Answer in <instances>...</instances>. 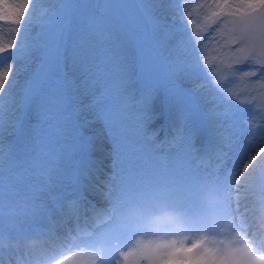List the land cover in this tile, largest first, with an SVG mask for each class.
Returning <instances> with one entry per match:
<instances>
[{"label":"rangeland","instance_id":"1","mask_svg":"<svg viewBox=\"0 0 264 264\" xmlns=\"http://www.w3.org/2000/svg\"><path fill=\"white\" fill-rule=\"evenodd\" d=\"M19 2H22V0H0V4H16ZM75 2L76 0H74ZM107 2L112 4L124 3L127 6L109 9L102 14L95 8L75 6L61 10V5L57 0H41L38 5L33 0L32 6L35 8L33 13L34 22L29 27L28 38L32 40L48 30L49 26L35 21L36 17H41L42 10H48L43 13L42 18L45 19L54 12L57 13L58 24L52 26L49 35L50 38L54 39L57 31L63 33L62 38L59 40L62 52L61 69L63 78L68 82V91L66 102L52 110L49 109L47 101L39 93L24 96L22 86L31 81L39 71L43 57L41 51L36 49L27 58L20 56L16 59L15 68L19 69V74L16 87L12 90V96L14 98V91L17 90L19 102L16 107L17 118L14 123L19 125L20 128H18L19 131L10 145L4 140L0 144V151L7 147H10V151H18L17 156L11 159L8 165L15 168V171L12 173L8 171L6 174L11 183L10 185L16 183L18 185L14 187L23 189L24 187L38 188L46 201L47 197L56 195L55 191H60V183L57 187L53 186V193L50 190L44 192L40 183L33 184L29 182L26 184L23 181L25 177L19 175L24 173L28 176L30 164L36 162L50 163L54 157L60 156L61 159V157L73 154V151H75L73 156L78 157L80 155V158L84 152L87 153L86 161L82 163L83 167L90 166L89 163L98 166L99 164L92 152L95 151L94 145L105 148L106 155L114 158L119 163L122 158L124 160V151H128L125 149L126 144L123 145V150H121L122 139L133 137L137 142L142 138L146 129L154 128L153 123L156 125L158 122H174L178 119L177 104L169 91V85L165 81L163 73L150 72L144 69L141 52L135 38L144 27L154 29V34L157 37L162 36L164 29L160 25H167L171 29V35L167 39L166 48L164 49L165 55L168 54V50L174 48L181 41L187 43L190 40H200V44L197 46L199 55L196 59L200 67L195 74V78L190 82H186L183 78L180 79V83L185 89L196 90L197 86H200L196 91V106L182 122L183 135L181 138L170 142L168 147L172 153L175 152V155L182 157L184 152H186V155L189 153L190 143L192 142L196 143L197 146L204 143L211 146L210 143L215 141L228 143L230 151L224 163L221 162V171L228 173L227 166L233 161L231 156L236 157L234 152L237 151L236 147L242 143L251 142V137L256 140L264 132V82H257L260 80L250 78L247 86L239 87L227 81L225 74L227 64L221 58L215 42L219 40V35L213 37L216 29L220 28L221 25L213 24L211 28L207 27V9L202 7L207 0H180L179 4L174 3L173 0H160L159 4L153 5L146 11L135 6L136 0H107ZM177 8L180 10V19H175ZM93 17L104 18L109 22L114 29L119 47H116L115 44L103 43L87 31L88 19ZM181 26L184 30L177 31L176 29ZM11 28V25L0 23V45H8L13 39L19 45L17 34L11 31ZM210 37H213V39L210 40ZM82 44L90 50H94L101 59L108 61V67L112 66L111 58L113 57H119L126 67L129 102L139 98V104L137 103V106L132 108L133 110L131 107L129 108V116L122 126H113L105 116V105L96 103L97 97L101 95L103 90V83H84L92 79L89 72L91 65L88 61L78 60L74 56V50ZM4 55H8V53L5 52ZM185 58L189 61L192 60V57L188 55ZM258 58L264 59L259 55ZM255 82L258 84H255ZM229 104L245 108L247 111L237 114L229 108ZM8 105L6 99L2 111L3 115H7ZM213 111L219 113V116H213ZM162 114L164 115L163 118L161 117ZM192 128L195 129L196 135L188 138L187 133ZM195 137L197 140L194 139ZM130 149L131 153H127L128 159L123 164V168L127 169L131 164L134 174L141 175L146 183L148 179L159 174L155 173L156 166L146 165L142 158L136 157L133 153L134 149ZM91 155L95 157V163L92 161ZM129 156H131V159H129ZM224 156H226L225 153ZM189 160H192L191 155ZM66 161L69 163V158H66ZM110 165H112L110 160L100 165V168H103H101V173L107 171L106 176L108 175L109 179L112 178L113 174L112 170H108ZM18 166L21 167L16 168ZM162 169L167 171L165 178L172 179L171 182H176L178 185H188L190 191H196V184L191 179L184 180L182 176V172L186 171V167L174 169L162 166ZM3 172H6V170ZM29 177H32V175H29ZM188 177L191 178L190 175ZM129 178L132 177L123 179L121 184L118 185V190L113 194V201L119 210L129 206L128 197L132 188ZM156 178L158 180L164 179L162 175L160 177L156 176ZM200 178L205 181V186L217 187L219 185L218 173H211L203 168L199 170ZM133 179L132 184L139 178L135 176ZM95 185L102 195L109 190L103 186L101 191L98 188V183H95ZM9 193L8 197L16 198V196L19 197L22 190L21 193L19 191ZM27 194H30V197L37 198V194L33 190L27 192ZM100 194L99 196H101ZM0 196V198L4 196L2 191H0ZM95 202L99 207L107 208L105 200ZM137 243L138 240L134 239L130 243V248H134ZM190 253L188 252V254ZM176 261L178 260L169 261V264H179V261ZM129 263L131 264V259Z\"/></svg>","mask_w":264,"mask_h":264},{"label":"snow or ice","instance_id":"2","mask_svg":"<svg viewBox=\"0 0 264 264\" xmlns=\"http://www.w3.org/2000/svg\"><path fill=\"white\" fill-rule=\"evenodd\" d=\"M40 2L41 0H34L36 5ZM57 2L61 5V10L75 6L95 8L102 14L109 9L127 6L124 3L112 4L107 0H76L75 3L74 0H57ZM173 2L179 4L180 0H173ZM159 3L160 0H136L135 6L146 11ZM32 5L33 0H22L16 4H0V23L11 25V31L15 32L19 39V45L15 39L8 45H0V112L3 111L6 99L10 106L16 103L12 96V90L16 87L19 74V69L15 68L16 59L20 56L27 58L36 49L41 51L43 59L39 71L31 81L22 86L24 96L39 93L47 101L50 110L66 102L68 82L62 76V52L59 44L63 33L57 31L54 39L49 35L52 26L58 24V15L54 12L45 19L42 18L43 13L48 10H42L41 17H36L35 21L49 26L48 30L29 40L28 31L34 22L33 13L35 11ZM202 7L207 9L206 19L209 27L213 24L221 25L216 29L213 37L219 35V40L215 42L224 63L232 68L235 65H243L252 61L260 67H253L249 63L247 70L242 73L243 76H255L258 72L264 76V59L258 58V55L264 57V0H207ZM180 18V10L177 8L175 19ZM160 27L164 29L163 35L160 37L154 34V29L144 27L135 38L141 52L144 69L163 73V77L169 85V91L177 104L178 121L182 122L195 109L196 91L200 86L198 85L196 90L185 89L180 83V79L183 78L186 82H190L195 78L200 67L196 62L199 55L197 46L200 44V40H190L187 43L181 41L174 48L168 50V54L165 55L164 49L166 41L171 35V29L167 25H160ZM176 30L184 29L181 26ZM87 31L101 42L115 44L116 47H119L114 29L106 19L89 18ZM213 37H210V40ZM232 45H239V47L232 48ZM5 52L8 55H4ZM186 55L191 56L192 60L186 59ZM74 56L78 60L90 63L89 72L92 79L84 83H103V90L97 97L96 103L105 105V116L113 126H122L129 116L130 108L128 74L124 64L119 57H113L111 58L112 66L108 67V61L101 59L94 50H90L83 44L76 47ZM236 71L240 72L241 69L237 68ZM229 108L237 114L247 111V109L234 104H229ZM212 115L219 116V113L213 111ZM175 131L176 138L180 139L183 135L182 130L177 127ZM194 135L196 132L192 128L187 133V137L191 138ZM248 144L251 145L250 150L245 153V160L248 163L264 157V142L259 143V147L253 146L251 142ZM223 155V152L217 153L218 157ZM246 170L247 164H244L240 173ZM109 219L110 216L101 211L96 219V225H101ZM192 248L197 249L195 253L192 256L186 255ZM130 259L131 264H169V261L174 259L178 261L195 259L203 264H253L243 246H233L231 242H227L221 248L219 244L209 245L202 241H194L191 245H186L183 240L179 243L176 241L167 243L138 242L134 248L122 256L124 264H129Z\"/></svg>","mask_w":264,"mask_h":264},{"label":"bare ground","instance_id":"3","mask_svg":"<svg viewBox=\"0 0 264 264\" xmlns=\"http://www.w3.org/2000/svg\"><path fill=\"white\" fill-rule=\"evenodd\" d=\"M79 8H83V7H79ZM208 25V23H207ZM251 63L253 65L254 62L249 61L246 62L244 64V70H247L248 68V64ZM260 66L257 65L256 68H259ZM239 68L240 69V65H235L232 68H229L227 65V69L225 71V74L227 77H230V81H235L236 79L238 80H242L244 82H247L246 79L249 76H243V74H240V72H237L236 69ZM258 78H262L264 76H261L260 73L258 72L257 75H255ZM14 98L16 103L13 105H8L7 108V115H3L2 112L0 113V144L2 143V141L4 140V142L6 141V143L8 145H10L11 141L13 140V138L15 137V134L18 133L17 131V126L15 125V120H16V107L18 105L19 102V94L18 91L15 90L14 91ZM180 122V121H179ZM171 126V123L168 124V128ZM174 133H176V131H174L172 133V136L174 135ZM176 137V136H175ZM264 142V132L262 135H259L257 137V139H253L252 137V144L253 146L257 145V147H259V143ZM210 149H211V156L210 159H214L215 162H219V161H225L226 157L225 156H217L218 152H225L227 151L226 148L230 149V145H226L225 142H212L210 143ZM214 145V146H212ZM193 144H191V147L193 148ZM3 148V147H2ZM93 148L95 149V154L98 156L97 157V162L98 163H102V160L104 159V156L106 154L105 148L103 149L102 147H100V145H94ZM251 148V145H249L248 143H244L241 144L239 146L236 147L237 151H234L236 153L237 158H234L232 162H230V164L228 165V175L227 178L229 177H236L240 174L239 171V166L243 163V161L245 160V153H247ZM4 149V148H3ZM207 150V149H206ZM145 151H152V158L148 159L147 157L144 156ZM135 152H139V155H143L144 156V163L148 166H158L160 164L164 165L166 168H182L183 164L188 163V157L184 159L185 156L182 155V159H180V156H176L173 155L171 156L170 154H168L167 158L164 161H160L156 158L155 156V152L156 149L151 147H148L146 144L144 145V147H141L139 149V151H135ZM11 153V151H8L7 149L0 151V156H2V160L3 161H7L8 159L6 158V154ZM209 154V152H208ZM4 155V156H3ZM13 155V152H12ZM262 159H264V157H261ZM63 161V160H62ZM211 161V160H210ZM72 163L73 160H71V162L69 164H66L60 171V173L57 175L56 177V181L58 180H63V181H68L70 178H74V173L71 172L72 169ZM34 168V166H33ZM128 171L132 170V169H127ZM35 172H37L36 169H34ZM165 172L167 173V171L165 170ZM226 178V179H227ZM98 178V171L96 169H91V173L88 176V182H84L83 184V190L85 192H87L89 195H97L98 192L97 190L91 185L90 181L91 180H95L97 181ZM116 178H114V180H110L112 182L115 181ZM53 183V181H52ZM56 184V183H55ZM67 186V184H65V187ZM1 188V187H0ZM14 190H17L21 193L19 195V197L16 196V198L14 197H8L7 195H10V193H6L4 196H2L3 198H0V205L3 206L6 210L4 212H0V237H7L8 235H10L13 231L14 228L16 227V225L19 223H22L23 221H25V218H23V215L26 211L32 213L33 217L38 213V209L40 206H42L43 204H45V199L44 196L41 192L38 191H33L35 192V194H37V198H33L30 197V194H27L28 189L31 191L33 190L32 188H19V187H13ZM16 192V191H15ZM12 193V192H11ZM109 195V194H108ZM1 197V196H0ZM26 199V200H25ZM235 200L236 202L239 204V209H241L242 211L245 209L246 205L245 202L242 201L241 196L239 193H237L235 195ZM68 205L70 206V208H67V210H65V208L63 207L62 210L64 211V215H60V217L55 218V222L53 223V225L57 226L60 231L54 235L51 230L49 228H47L46 230L43 231V240H50L53 243L55 242V240L58 239H67L70 237V231L71 227H69L67 224H63L62 219L64 220H68L71 219L70 221H68L71 224H74L76 219L80 218V209L78 207L75 206V204L73 203H68ZM11 208H15L18 209V215L17 216H13L10 215V209ZM47 210V209H46ZM57 210V209H56ZM94 210L93 206L91 204L89 205H84L83 208V213L85 215V217H88L92 211ZM69 227V228H67ZM55 228V227H54ZM187 236H193L192 234H184L181 237L178 238H182V237H187ZM149 240L157 242L160 241L159 239H157V237L155 238H150ZM171 241V240H170ZM28 242V240H27ZM29 243H24L22 245H18L16 248L21 249V248H29ZM11 246V245H10ZM9 246V247H10ZM10 247L9 250H12L14 248ZM11 252V251H10ZM74 254V251L72 253H68L66 255H64L63 257L57 256L54 260H52V262L50 264H61V262L64 260L66 261L69 257H72V255ZM192 256V255H191ZM190 264H201L200 261H197L195 259H190Z\"/></svg>","mask_w":264,"mask_h":264},{"label":"clouds","instance_id":"4","mask_svg":"<svg viewBox=\"0 0 264 264\" xmlns=\"http://www.w3.org/2000/svg\"><path fill=\"white\" fill-rule=\"evenodd\" d=\"M244 164L247 170L238 176L229 177L219 182L215 193V203L229 217L231 239L233 246H243L253 264H264V159L248 163L244 160L239 166V171ZM239 180V183H237ZM239 193L245 202V209H236L235 195ZM200 235L187 236L173 239L179 243L181 240L186 245L201 240ZM99 258H97L98 262ZM6 264H13L9 258Z\"/></svg>","mask_w":264,"mask_h":264}]
</instances>
